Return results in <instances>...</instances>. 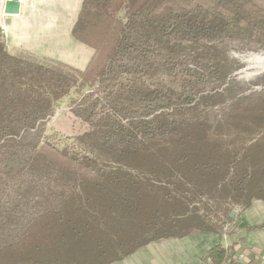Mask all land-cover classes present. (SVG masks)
<instances>
[{"label":"trees","instance_id":"1","mask_svg":"<svg viewBox=\"0 0 264 264\" xmlns=\"http://www.w3.org/2000/svg\"><path fill=\"white\" fill-rule=\"evenodd\" d=\"M178 1L83 0L82 71L12 55L0 35V264H115L223 237L264 201V75L238 80L233 57L264 52V5ZM72 91L84 131L58 149L47 125Z\"/></svg>","mask_w":264,"mask_h":264},{"label":"crops","instance_id":"2","mask_svg":"<svg viewBox=\"0 0 264 264\" xmlns=\"http://www.w3.org/2000/svg\"><path fill=\"white\" fill-rule=\"evenodd\" d=\"M7 1L0 0V35L10 54L85 69L93 51L71 34L83 0H16L20 4L18 15L4 14ZM233 224L226 240L206 232H194L182 239H161L115 264H206L207 253L226 241L232 254L247 250L261 256L264 201H254L234 218Z\"/></svg>","mask_w":264,"mask_h":264},{"label":"rangeland","instance_id":"3","mask_svg":"<svg viewBox=\"0 0 264 264\" xmlns=\"http://www.w3.org/2000/svg\"><path fill=\"white\" fill-rule=\"evenodd\" d=\"M216 0H179L178 5L181 7L192 8L196 4H209L211 5ZM257 5H264L262 0H255ZM233 57L238 60L243 67L236 72V77L238 80L250 84L255 81L258 77L264 75V62H259L260 59H264V52L259 53H240L234 51ZM261 87V86H260ZM260 87H256L257 90H260ZM91 91L92 87H85L81 89V93L84 91ZM79 94L76 91H72L69 96L64 98L59 102L58 107L56 108L53 117L47 125V134L54 137L53 146L55 148L61 149L66 144L70 143L69 138H73L84 131V128L74 121L68 112L71 104L78 100ZM239 212L235 211L232 213V218L237 217ZM229 232H232L234 226L229 225Z\"/></svg>","mask_w":264,"mask_h":264},{"label":"built area","instance_id":"4","mask_svg":"<svg viewBox=\"0 0 264 264\" xmlns=\"http://www.w3.org/2000/svg\"><path fill=\"white\" fill-rule=\"evenodd\" d=\"M229 225L223 227V238L227 239V233L229 232ZM224 249L227 250L229 256L222 260L219 264H264V253L261 256H253L249 254L247 250L238 251L232 254L231 247L227 243H224ZM206 264H212L211 260H207Z\"/></svg>","mask_w":264,"mask_h":264},{"label":"water","instance_id":"5","mask_svg":"<svg viewBox=\"0 0 264 264\" xmlns=\"http://www.w3.org/2000/svg\"><path fill=\"white\" fill-rule=\"evenodd\" d=\"M20 12V4L16 0H9L5 4L4 14L18 15Z\"/></svg>","mask_w":264,"mask_h":264},{"label":"bare ground","instance_id":"6","mask_svg":"<svg viewBox=\"0 0 264 264\" xmlns=\"http://www.w3.org/2000/svg\"><path fill=\"white\" fill-rule=\"evenodd\" d=\"M259 62H262L263 63L264 62V59H260Z\"/></svg>","mask_w":264,"mask_h":264}]
</instances>
